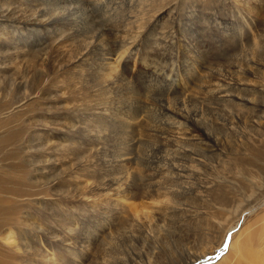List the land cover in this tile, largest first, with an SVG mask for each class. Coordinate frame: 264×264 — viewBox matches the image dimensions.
Masks as SVG:
<instances>
[{"label": "rangeland", "instance_id": "obj_1", "mask_svg": "<svg viewBox=\"0 0 264 264\" xmlns=\"http://www.w3.org/2000/svg\"><path fill=\"white\" fill-rule=\"evenodd\" d=\"M262 201L264 0L0 3V264H245Z\"/></svg>", "mask_w": 264, "mask_h": 264}, {"label": "bare ground", "instance_id": "obj_2", "mask_svg": "<svg viewBox=\"0 0 264 264\" xmlns=\"http://www.w3.org/2000/svg\"><path fill=\"white\" fill-rule=\"evenodd\" d=\"M2 2H6V0H1V4H2ZM66 9V8H65ZM59 10V9H58ZM64 11V10H63ZM70 12V11H69ZM68 11L66 12V13H69ZM63 14H65L64 12H63ZM70 14V13H69ZM68 14V16H70ZM48 15V14H47ZM53 16V15H52ZM51 15H50V18L52 17ZM49 18V19H50ZM52 19V18H51ZM68 20V19H67ZM50 21V20H49ZM66 21V20H65ZM58 22V21H57ZM49 24V23H48ZM41 25V24H40ZM56 25H58V24H56ZM68 25V24H67ZM47 26V25H46ZM68 28V27H67ZM53 29V28H52ZM47 30V29H46ZM64 30V29H63ZM61 32H63V31H61ZM90 38V37H89ZM89 40V39H88ZM92 43V42H91ZM82 44V43H81ZM91 45V44H90ZM87 48V47H86ZM85 48V49H86ZM89 48V47H88ZM87 50V49H86ZM127 51V50H126ZM85 57H87L86 55H85ZM78 58V57H77ZM76 58V59H77ZM80 61H83V60H80ZM106 61V60H105ZM104 61V62H105ZM84 62V61H83ZM79 63V62H78ZM85 65V64H84ZM78 66V65H77ZM82 67V66H81ZM78 69H80V68H78ZM83 73V72H82ZM119 73V72H118ZM243 74H245V73H243ZM117 78V77H116ZM244 79V78H243ZM11 82V81H10ZM115 84V83H114ZM116 85V84H115ZM114 86V85H113ZM225 86V85H224ZM112 89H113V87H112ZM222 93V92H221ZM128 100V99H127ZM182 103H184V101L182 102ZM176 104V103H175ZM184 105H186V104H184ZM170 107V106H169ZM182 107H184V106H182ZM186 107V106H185ZM175 109V108H174ZM173 109V110H174ZM117 112H119V110H117V108L115 109ZM116 112V113H117ZM123 112V111H122ZM121 115V114H120ZM115 116H118V115H115ZM171 116H173V115H171ZM170 116V118H172ZM122 117V116H121ZM136 116H133L132 117V115H131V118L129 117V119H128V123H130L129 125H136V123H138V120H136V119H138V118H135ZM176 117V116H175ZM105 118V117H104ZM125 118V120H126V118L127 117H124ZM174 118V117H173ZM172 118V119H173ZM177 118V117H176ZM185 118V117H184ZM118 119V118H117ZM145 119V118H144ZM171 119V120H172ZM124 120V121H125ZM176 120V119H175ZM179 121V120H178ZM114 122V121H113ZM180 122V121H179ZM179 122H176V124L177 123H179ZM173 123H175V122H173ZM125 124V123H124ZM257 124V123H256ZM184 126V125H183ZM195 126V125H194ZM71 127V126H70ZM149 127H151V125L149 126ZM187 127V126H186ZM192 127V126H191ZM72 128H74V127H72ZM133 128V127H132ZM190 128V127H189ZM191 129V128H190ZM179 130V129H178ZM189 130V129H188ZM195 130V129H194ZM193 130V131H194ZM101 131V130H100ZM103 131V130H102ZM192 131V132H193ZM105 132V131H104ZM96 133V132H95ZM98 133V132H97ZM190 133L191 132H188V131H183V132H181L180 130L179 131H177V136H178V134L180 135V136H182V138H180V139H178V138H176L175 140H176V143H180L181 145H185V144H187L189 141H191V143L192 142H194L193 141V139H192V136L190 135ZM194 133V132H193ZM197 133V132H196ZM91 134V133H90ZM100 135V134H99ZM166 135V134H165ZM168 135H170V134H168ZM192 135H195V134H192ZM97 136V135H96ZM96 138V137H95ZM133 138V137H132ZM94 139V138H93ZM196 141V140H195ZM255 141V140H254ZM201 143V142H200ZM95 144V143H94ZM197 144H198V142H197ZM127 154V153H126ZM126 154H121L122 156H119L118 157V159L120 160L119 162H124L123 161V156L124 155H126ZM127 157V156H126ZM132 157V156H131ZM133 159V158H132ZM45 162V161H44ZM195 162V161H194ZM140 164V163H139ZM143 165V164H142ZM119 167H121V166H119ZM122 168V167H121ZM246 169V168H245ZM250 173V172H249ZM251 174V173H250ZM247 175H249V174H247ZM249 177H250V179L252 180V179H254L255 177H252L251 175H249ZM261 205H263L264 204V201H262L261 203H260ZM255 209V203L253 204V205H251V206H248L245 210H246V214H250V213H252L253 211H255L254 210ZM1 213V212H0ZM240 213V212H239ZM243 214V213H242ZM241 214V215H242ZM243 216V215H242ZM238 217H239V215H238ZM241 217V216H240ZM225 220V219H224ZM2 222V221H1ZM67 226V225H66ZM71 226V225H70ZM234 230V228L233 227H230L229 229L228 228H226L225 229V231H227V232H232ZM74 231V230H73ZM261 233V232H260ZM259 233V234H260ZM7 237V236H6ZM7 238H9V237H7ZM236 239V238H235ZM22 240V239H21ZM262 240H263V238H262ZM222 241V240H221ZM264 241V240H263ZM23 242V241H22ZM242 243L243 244H241L240 246V248H239V253L242 255V254H245V249L247 248L246 247V245H244V242L242 241ZM242 245H244V246H242ZM263 245V248H264V244H262ZM24 246V245H23ZM6 247H7V245H6ZM215 247V246H214ZM247 249H250V247H248ZM234 251V250H233ZM236 251V250H235ZM231 253V252H230ZM237 253V252H236ZM236 253H234V254H236ZM184 254V253H183ZM238 254V253H237ZM236 254V255H237ZM255 257H251L250 255H247V254H245V258H246V261H245V259H244V262H245V264H264V249L262 250V251H258V252H255ZM39 256V255H38ZM235 256V255H234ZM239 257V256H238ZM198 258V257H197ZM199 259V258H198ZM223 260V259H222ZM191 262V261H190ZM238 262V263H237ZM236 263H234V264H242V263H240L239 261H237ZM244 264V263H243Z\"/></svg>", "mask_w": 264, "mask_h": 264}]
</instances>
